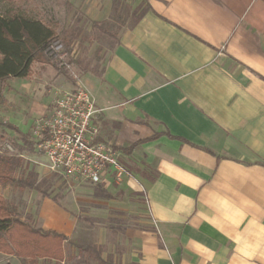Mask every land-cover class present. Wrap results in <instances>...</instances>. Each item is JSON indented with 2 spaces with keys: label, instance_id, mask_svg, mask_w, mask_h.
<instances>
[{
  "label": "crops",
  "instance_id": "0c3cea01",
  "mask_svg": "<svg viewBox=\"0 0 264 264\" xmlns=\"http://www.w3.org/2000/svg\"><path fill=\"white\" fill-rule=\"evenodd\" d=\"M124 1L132 25L88 48L100 68L77 81L129 176L91 183L87 198L27 194V219L64 235L65 257L0 252V264H264V0ZM110 6L93 5L91 24ZM55 74L34 62L3 91L4 127L22 146L66 88Z\"/></svg>",
  "mask_w": 264,
  "mask_h": 264
},
{
  "label": "rangeland",
  "instance_id": "374dc122",
  "mask_svg": "<svg viewBox=\"0 0 264 264\" xmlns=\"http://www.w3.org/2000/svg\"><path fill=\"white\" fill-rule=\"evenodd\" d=\"M109 1L111 11L108 15L103 16L101 23L112 36L104 34L93 26L90 16V12L94 9L93 5L101 8ZM7 11L20 12L39 18L58 31L64 29L68 33L64 39V45L67 44L65 47L69 53L71 69L66 71L67 75H64L63 78L66 88L76 84L85 87L77 81L80 79L81 71L90 68L98 72L100 68V63L93 61V59L99 58V47L95 49V55L89 57L90 60H87L85 56L90 52L88 48L92 44L100 45L101 43L109 47L121 29L130 27L135 19L124 0H0V13ZM53 68L58 74L59 71L55 67ZM45 86L46 89L52 88L47 84ZM3 104L4 102L1 103V106H4ZM7 117L5 109L0 107V170H10L15 177L27 179L32 187H25L22 190L9 184L0 183V188L6 187L11 190V196L9 195L10 198L8 196L7 200L15 203L16 212L21 219L28 220L27 218L33 216L24 213V205L27 194L35 190L58 198L67 194L75 198H87L90 194H95L90 182L79 178H67L62 173L49 169L45 158L35 146L30 149L9 138V131L3 125L7 121ZM3 188H1V194L4 192ZM95 190L100 193L99 188ZM79 207L80 211H84L86 208L84 203H81ZM33 225L35 226V224Z\"/></svg>",
  "mask_w": 264,
  "mask_h": 264
},
{
  "label": "built area",
  "instance_id": "2783aa9c",
  "mask_svg": "<svg viewBox=\"0 0 264 264\" xmlns=\"http://www.w3.org/2000/svg\"><path fill=\"white\" fill-rule=\"evenodd\" d=\"M46 54L59 68L71 69L69 53L60 40L51 42ZM98 112L91 92L80 84L56 90L49 112L36 118L29 130L49 169L93 184L107 177L121 182L129 176L115 146L98 139Z\"/></svg>",
  "mask_w": 264,
  "mask_h": 264
},
{
  "label": "trees",
  "instance_id": "16d2710c",
  "mask_svg": "<svg viewBox=\"0 0 264 264\" xmlns=\"http://www.w3.org/2000/svg\"><path fill=\"white\" fill-rule=\"evenodd\" d=\"M92 25L105 31L102 23L92 22ZM67 34L63 30L57 33L52 25L20 12L0 13V104L5 101L3 91L8 81L29 76L34 62L50 64L67 75L46 54L51 42L60 40L64 44ZM3 125L9 126L7 122ZM28 144L33 146L32 142ZM0 183L20 189L32 187L27 179L15 177L10 170L4 169L0 170ZM65 239L62 234L43 230L21 219L15 206L0 194V252L29 262L37 259L59 262L65 257L62 244Z\"/></svg>",
  "mask_w": 264,
  "mask_h": 264
}]
</instances>
